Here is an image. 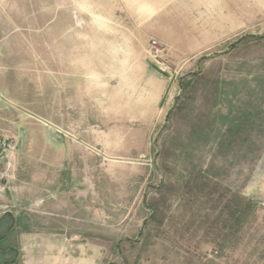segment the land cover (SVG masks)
Masks as SVG:
<instances>
[{
  "label": "rangeland",
  "instance_id": "rangeland-1",
  "mask_svg": "<svg viewBox=\"0 0 264 264\" xmlns=\"http://www.w3.org/2000/svg\"><path fill=\"white\" fill-rule=\"evenodd\" d=\"M162 1L0 0V132L16 143L0 213L51 238L14 264H264V0H173L171 43L139 23ZM65 36L68 60L157 64L163 106L152 113L126 75L52 71L49 89L42 61L59 60ZM70 170L78 202L56 228L34 196ZM11 194L31 204L12 209Z\"/></svg>",
  "mask_w": 264,
  "mask_h": 264
},
{
  "label": "crops",
  "instance_id": "crops-1",
  "mask_svg": "<svg viewBox=\"0 0 264 264\" xmlns=\"http://www.w3.org/2000/svg\"><path fill=\"white\" fill-rule=\"evenodd\" d=\"M177 9L180 10V4H174L173 0L162 1L159 5H156L154 10L149 15L141 16V13H139V23H144L145 31L148 27L149 31L156 39L164 40L166 42L171 43L172 38L176 34L177 27L181 23V16L177 12ZM147 22H149V24ZM66 44L67 38L65 36L64 52L60 53L59 60L42 61L44 84L49 86V89L51 87L52 71L55 72V74H58L59 79L67 80L74 77L75 80L79 81H82V76L84 72L87 75H90L91 79H98L99 75H103L104 77L107 76L106 78H122L124 77V75H126V77L138 79V81L142 83L141 85L143 87L139 88L145 90L144 95L150 96L152 113L155 112L153 104H155L156 102H158V105L160 104V106H163L166 99L165 94H167L166 91L169 87V81L167 80V76H164L157 72L155 69H153L151 67V63L147 60H83L82 57L77 58L78 50H76L75 53V60H68ZM67 76L69 77L67 78ZM82 91V86H80L79 88L75 87L74 95L76 97L82 96ZM97 94L98 91L95 90V95ZM90 95H93V92ZM66 96L67 93L65 94L64 92V97ZM66 103V100L61 102L62 106L65 105V107ZM75 105L77 106V102H75ZM87 113V111L84 112V114ZM89 114L91 120L89 122L84 121V124L88 129L90 128L91 130H93V127H95L96 124L93 123V114H91V112H89ZM84 118H87V116ZM89 143L93 144L97 142H93L92 139H90ZM63 177L70 178V185L63 184ZM75 183L76 177L75 172L73 170L67 171L66 173H64V171L59 172L58 177L55 181H52L50 184L45 185L43 189H40L41 192H38V194L34 196L35 202H39V204L42 205L43 208H47L49 210V213L51 215H54V217H50V219H58V222H52V224H54V227L56 226V228L57 225L61 224L62 220L66 219V210H71L76 207V203L78 202V190H75L77 189L74 185ZM13 189H15L16 191V186H14ZM11 199L12 209H21L24 208L26 205L29 206L31 204L30 201L28 202L21 200L18 195L14 197L11 194ZM5 214H7L5 213V211H2L0 213V227H7L6 233L0 237V243L5 242V240H8L9 244L5 246V248H0V255L10 256L11 254H13L14 259L9 263L14 264L15 258L21 257L23 254L24 256L29 255L28 253H22V250H27V247L31 242L32 238L35 237L34 240L38 238L48 239L49 241L51 240V238L49 237L45 238L41 236L44 234L42 231L39 232V236L35 234L29 225V219L24 220L19 214H17V216H14V212L12 210L9 211L10 217H5ZM48 232L53 233L50 230H48ZM36 254L39 256L38 258L49 255V253ZM57 256L61 255L58 253ZM36 260H33V262H36ZM24 264H32V261L30 262L27 259ZM39 264L49 263L41 260L39 261Z\"/></svg>",
  "mask_w": 264,
  "mask_h": 264
},
{
  "label": "built area",
  "instance_id": "built-area-1",
  "mask_svg": "<svg viewBox=\"0 0 264 264\" xmlns=\"http://www.w3.org/2000/svg\"><path fill=\"white\" fill-rule=\"evenodd\" d=\"M16 143L6 134L0 132V191L6 187L1 181H7L14 177L13 166L11 163V154L15 150Z\"/></svg>",
  "mask_w": 264,
  "mask_h": 264
},
{
  "label": "water",
  "instance_id": "water-1",
  "mask_svg": "<svg viewBox=\"0 0 264 264\" xmlns=\"http://www.w3.org/2000/svg\"><path fill=\"white\" fill-rule=\"evenodd\" d=\"M151 67L153 68V69H155L157 72H159L160 74H162V75H164V76H167L168 75V73L165 71V70H163L161 67H159L157 64H155V63H151ZM164 99V98H163Z\"/></svg>",
  "mask_w": 264,
  "mask_h": 264
}]
</instances>
